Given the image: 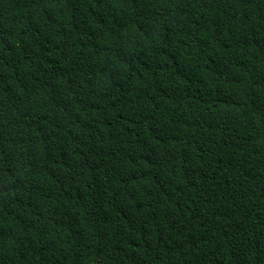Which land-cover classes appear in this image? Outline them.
Listing matches in <instances>:
<instances>
[{
    "label": "trees",
    "instance_id": "trees-1",
    "mask_svg": "<svg viewBox=\"0 0 264 264\" xmlns=\"http://www.w3.org/2000/svg\"><path fill=\"white\" fill-rule=\"evenodd\" d=\"M0 264H264V0H0Z\"/></svg>",
    "mask_w": 264,
    "mask_h": 264
}]
</instances>
